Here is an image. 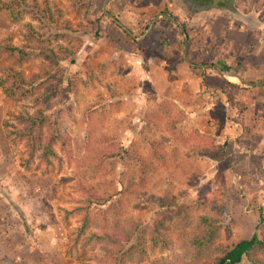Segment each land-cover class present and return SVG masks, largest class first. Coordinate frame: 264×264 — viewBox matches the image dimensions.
<instances>
[{
    "label": "rangeland",
    "instance_id": "rangeland-1",
    "mask_svg": "<svg viewBox=\"0 0 264 264\" xmlns=\"http://www.w3.org/2000/svg\"><path fill=\"white\" fill-rule=\"evenodd\" d=\"M106 1L20 0L16 24L0 11V77L7 78L6 41L21 51L15 68L26 80L56 62L64 82L53 99L52 125L71 137L70 154L57 146L51 165L29 158L2 122L10 111L33 113V98L11 99L0 89V264H96L101 247L91 233L102 222L109 230L114 220L122 227L141 221V231L174 216L156 205L167 190L189 211L182 221H164L167 248L148 244L142 262L128 264H192L184 234L200 215L220 218L235 239L250 238L264 216V84L248 78L264 81V0L239 1L243 16H254L260 28L226 14L190 25L177 0H110L107 11L135 38L105 15ZM46 9L54 25L42 18ZM160 13L185 25L189 62L244 72L241 78L253 84L212 126L198 112L201 97L193 96L201 77L184 59V34L160 17L138 38ZM205 70L204 98L224 85ZM153 141L163 143L165 162L153 160L145 188L136 190L138 158H149Z\"/></svg>",
    "mask_w": 264,
    "mask_h": 264
},
{
    "label": "trees",
    "instance_id": "trees-1",
    "mask_svg": "<svg viewBox=\"0 0 264 264\" xmlns=\"http://www.w3.org/2000/svg\"><path fill=\"white\" fill-rule=\"evenodd\" d=\"M19 2L20 0H0V11L7 13L13 24H16L18 20L14 16V12L16 7H19ZM108 12L116 20H119L110 9H108ZM41 16L52 25L58 21L54 19V14L48 9L41 11ZM147 27L141 29L139 35ZM62 28L70 30V24L64 22ZM124 32L129 36L126 31ZM5 48L6 51H9H7L4 60L9 59V62L3 64V71L7 78L0 77V89L4 96L11 99L26 100L27 98H33L32 107L34 108L33 113L26 110L16 113L13 111L8 112V118L2 122L6 137L13 144L16 142L23 144L29 158H36L39 163H45L46 166L51 165L52 158L57 156V146L65 154H70L71 137L68 134L61 133L58 128L56 129L52 125L50 114L55 107L53 99L57 96L59 88L64 82L63 76L59 74L58 64L51 61V66L46 68L44 74H33L30 79L26 80L21 72L15 68L20 66L21 61L15 53L20 50L13 47L12 43L8 41L5 43ZM46 59L49 60L48 57ZM62 61L64 60L59 59V62ZM190 62L195 63L191 60ZM54 69L55 72L51 74L49 70L53 71ZM190 69L199 71L198 74L201 75L200 83L204 84L206 70L197 67H191ZM221 70L230 69L223 67ZM162 145L163 143L160 141L151 142L149 158H138L139 169L136 190L145 188L149 179V168L153 160L165 162ZM85 191L89 196L98 197L97 192L92 187H88ZM155 201L160 211L175 210L174 216L181 221L184 220L186 213L189 211L188 207L180 204L179 198L168 190L162 196L157 197ZM174 216H165L151 229H142L141 231L140 229L143 226L141 221L132 222L129 227H122L117 220H114L109 230L105 228V223L102 222L100 231L90 235V238L100 244L101 247V255H98L96 264H128L132 261L140 263L144 258L148 244L153 248H167L170 244L169 228L164 221L172 220ZM83 221L84 226H88L89 222L85 217ZM231 231L229 226L222 225L220 218L200 215L194 223L192 231L184 234L188 240L192 264H264V216L260 217L256 231L250 238L235 239L232 237Z\"/></svg>",
    "mask_w": 264,
    "mask_h": 264
},
{
    "label": "flooded vegetation",
    "instance_id": "flooded-vegetation-1",
    "mask_svg": "<svg viewBox=\"0 0 264 264\" xmlns=\"http://www.w3.org/2000/svg\"><path fill=\"white\" fill-rule=\"evenodd\" d=\"M239 1L240 0H177V4L175 7L177 8V12L181 15V17L186 19L190 25H196L206 17L212 18L217 14H226L227 16H231L234 21H244L251 28H260L261 23L254 16H243V14L239 10ZM162 14L166 13H160L159 15ZM167 15L173 17L180 24V26L184 28L185 32V25H183L182 21L180 23L177 17L169 14ZM161 18H164L175 25L183 33L179 25H176L173 21H170L165 17L161 16ZM230 22H232V20H230ZM119 27L125 31L122 25H120ZM147 28L143 31L140 37L143 36Z\"/></svg>",
    "mask_w": 264,
    "mask_h": 264
},
{
    "label": "crops",
    "instance_id": "crops-1",
    "mask_svg": "<svg viewBox=\"0 0 264 264\" xmlns=\"http://www.w3.org/2000/svg\"><path fill=\"white\" fill-rule=\"evenodd\" d=\"M189 67H191V66H189ZM204 69H206V68H204ZM226 71H231V72L237 73L240 77H242L244 75L245 76L244 79L247 78L245 75L246 73H244V72L243 73L239 72V71L236 72V71H233L231 69L226 70ZM197 75L199 76L198 78L201 77V75H199L198 73H197ZM252 75L253 74L249 75L248 78H250V80L252 82L255 81V82L259 83V80H261V79L253 78ZM229 78H225L222 76L221 80L224 84L223 87L215 88L213 91H211V93L206 98H204V91H206L204 84L199 83V85H196L195 88L192 89L193 90V96H195L197 98L201 97L202 107L198 112L201 111L202 114H205V116H207L206 118L211 120V122H210L211 126L213 125V123L216 124L217 121L220 120L221 114L224 110V107L226 109H230L231 107L237 108V106H238V98L237 97H240L242 95L243 98H245L244 94L250 93V91H249L250 86L249 85L239 84L238 82L230 81ZM257 85H259V84H257ZM245 88H249V89L246 90ZM259 92H261V91H259ZM197 106L200 107V105L198 103H197ZM241 108H243V110L245 111L244 107H241ZM213 111H216L218 116H219L216 120L212 119L207 114L208 112H213ZM221 124L222 125L218 129V132H219V130L222 131L223 130L222 128L225 127V123H221ZM236 135H237V133H236Z\"/></svg>",
    "mask_w": 264,
    "mask_h": 264
},
{
    "label": "water",
    "instance_id": "water-1",
    "mask_svg": "<svg viewBox=\"0 0 264 264\" xmlns=\"http://www.w3.org/2000/svg\"><path fill=\"white\" fill-rule=\"evenodd\" d=\"M109 1H110V0H107L106 3L104 4V5H105V6H104V13H105V15H107V17H108L109 19H111L115 24H117V25L120 26V25H121L120 22H119L118 20H116V18H114L113 16H111V14H110V13L107 11V9H106V6H107L106 4H107ZM161 16H162V17H165V18H167V19H169L170 21H173L176 25H179V26H180V24H179V23H178L173 17L168 16L167 14H162V15H159V16L155 17V18L151 21V23L149 24L147 30H146L145 33L143 34L142 38H144V37L147 35V33L152 29V27L154 26V24L156 23V21H157ZM180 28H181V30H182L183 33H184V43H183L184 59L188 62L189 66H191V67H197V68H200V69H203V68H212L213 70L217 71L218 74H220L221 76H223V77H225V78L235 77V78H237V79L239 80V82L242 83V84L249 85V86L253 85L252 83H249V82L245 81V80H244L243 78H241L237 73H234V72H231V71H224V70H221V68L218 67V66H216V65H211V64H209V65H196V64H192L191 62H189V59H188V56H187V51H188V38H187V36L185 35L184 28H183L182 26H180ZM125 31L129 34V36L135 38V37L133 36V34H132L130 31H128V30H125ZM140 38H141V37H140ZM140 38H139V39H140ZM142 38H141V39H142ZM257 84H259V85H263V84H264V81H263V82H259V83H257Z\"/></svg>",
    "mask_w": 264,
    "mask_h": 264
},
{
    "label": "bare ground",
    "instance_id": "bare-ground-1",
    "mask_svg": "<svg viewBox=\"0 0 264 264\" xmlns=\"http://www.w3.org/2000/svg\"><path fill=\"white\" fill-rule=\"evenodd\" d=\"M234 78H235V77H230L229 79L234 80V81H237V80H235ZM238 81H239V80H238Z\"/></svg>",
    "mask_w": 264,
    "mask_h": 264
},
{
    "label": "clouds",
    "instance_id": "clouds-1",
    "mask_svg": "<svg viewBox=\"0 0 264 264\" xmlns=\"http://www.w3.org/2000/svg\"><path fill=\"white\" fill-rule=\"evenodd\" d=\"M184 34V33H183ZM217 72V71H216Z\"/></svg>",
    "mask_w": 264,
    "mask_h": 264
}]
</instances>
